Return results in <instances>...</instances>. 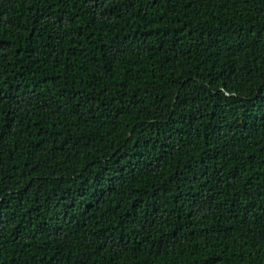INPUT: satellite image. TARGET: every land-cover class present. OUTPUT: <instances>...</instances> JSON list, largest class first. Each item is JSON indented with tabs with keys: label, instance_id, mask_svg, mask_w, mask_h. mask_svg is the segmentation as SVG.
<instances>
[{
	"label": "trees",
	"instance_id": "16d2710c",
	"mask_svg": "<svg viewBox=\"0 0 264 264\" xmlns=\"http://www.w3.org/2000/svg\"><path fill=\"white\" fill-rule=\"evenodd\" d=\"M0 264H264V0H0Z\"/></svg>",
	"mask_w": 264,
	"mask_h": 264
}]
</instances>
